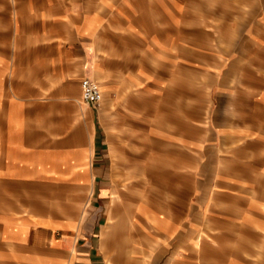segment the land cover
<instances>
[{"label":"rangeland","instance_id":"374dc122","mask_svg":"<svg viewBox=\"0 0 264 264\" xmlns=\"http://www.w3.org/2000/svg\"><path fill=\"white\" fill-rule=\"evenodd\" d=\"M40 1L45 0H0L1 64L27 63L24 30L30 25L26 22L20 30L15 11H28V4L36 10ZM19 2H24L22 7L13 8ZM63 2L70 13L87 11L81 7L87 0ZM234 2L241 7H233ZM234 2L193 0L192 24L185 25L181 18L173 47L159 51L152 48L150 39L125 40L113 28L116 35L108 34L97 48L100 61L105 52L111 55L106 66L101 62L97 67L106 77V92L88 110L82 100L84 66L65 64L63 73L53 72V76H65L62 95L56 94L55 87H47L48 94L43 96L32 88L34 96L27 108L22 103L16 106V118L10 121L8 101H20L27 88L9 82L12 72H0V110L5 113L0 128H27L28 122L32 140L45 152L55 151V140L63 139L64 160L77 157L74 171L88 172L82 180L86 192L79 199L68 195L71 183H65L63 189L50 183L33 186L31 202L45 211L44 198L54 189L64 194L63 209L78 204L79 214L86 211L92 178L89 117L95 113L97 137L106 141L101 148L107 153L103 186L108 190L99 212L102 229L108 222L107 209L113 206L114 171L121 174L117 213L123 226L110 250L119 264H264V0ZM110 3L116 6L96 7V12L149 19L135 7V0L128 7H118L119 0ZM185 26L191 27L186 35ZM14 50L15 58L11 55ZM19 50L24 52L19 54ZM41 59L29 61L37 84L52 66ZM91 74L103 92L101 80ZM233 92L244 107L249 106L247 99L253 103L252 118H238L218 105L217 97ZM27 111L31 114L28 121ZM11 138L1 135L0 142L8 143ZM16 139L27 142V136ZM8 154L17 155L4 153ZM64 167L67 176V164ZM45 171L52 172L48 165ZM188 189L194 190L191 196L185 192ZM22 190L1 185V203L24 205L27 189ZM189 196L191 207L175 206L177 200ZM187 211L192 214L186 215ZM156 236L160 245L153 249L149 238Z\"/></svg>","mask_w":264,"mask_h":264},{"label":"crops","instance_id":"0c3cea01","mask_svg":"<svg viewBox=\"0 0 264 264\" xmlns=\"http://www.w3.org/2000/svg\"><path fill=\"white\" fill-rule=\"evenodd\" d=\"M109 1L87 0L86 3L82 2L81 7L87 8V11L85 10L81 14L65 11L63 0L40 1V6L36 10L31 9L33 6L27 3L30 8L28 11H15V19L18 25L22 26L20 30L25 29L24 24L26 22L27 25L29 22L30 28L27 27V31L24 30L27 34V63H0V72H12L9 82L21 83L23 87L27 88L22 101H8L10 106H14H12L14 109L9 106V111H7L10 121H14L16 118V106L24 104L25 109L27 108L34 96L31 91L32 88H35V94L43 96L48 94L47 87H55L56 94L59 92L62 95L65 76L63 74L53 76V72L60 71L63 73L65 64L84 66L81 82L85 77L92 78L91 72H93V76L102 82L104 98L107 85L104 82L106 77L101 76L97 67L101 65V62L103 65L109 63V56L111 55L105 52L100 61V57L97 59V48L102 47V40L107 41L108 34L116 35L115 29L119 31L117 32L119 33L118 37H123L125 40L128 37L140 41L150 39L152 48L159 51L162 48L173 47L177 24L182 21L181 18L185 25L192 24L193 0H135V7L141 8L143 15L145 11L148 20H144V16H137L136 20L127 15L112 16L111 13L101 15L96 12V7L111 6ZM132 1L119 0L118 7H128L127 5ZM232 1L234 2V0ZM234 3L231 4L233 7H241L239 2ZM18 4H15L13 8L20 9L24 2ZM130 6L133 5L130 4ZM261 27L264 30V12L261 17ZM15 31L19 32V29L14 28ZM187 32H191V27L185 26L183 28L185 35ZM104 45L107 47L106 44ZM22 52L24 50L18 51L19 54ZM11 55L15 58L17 50H14ZM33 57L42 58V63L46 66L52 65L49 71L48 69L44 71L45 74L40 77L41 83L39 84L34 83V78L31 75L34 69L29 61ZM217 98H219L217 100L218 105L224 107L233 116L252 118L254 110H251L250 106L253 103L250 99H247L248 102L245 101L249 104L246 108L242 99L236 96V92L226 97L219 96ZM86 105L88 110L93 104ZM4 114V111L0 110V120L4 119ZM25 114H27V121L31 119L30 112L27 111ZM89 118H91L92 126L89 159V172L92 175L89 182L91 196L86 211H83L82 214H79L81 210H79L78 204L70 205L69 209H63V202L60 203V201L64 199V194L62 191H56V189L49 191V194L44 198L46 211L31 202L32 187L47 183L57 189H63L65 183H71L68 192V195L72 196L71 199H79L85 195L86 190L82 180L83 177L88 176V172L74 171V167L77 166V157H74V160L71 159L70 162L64 160L63 139H60L59 142L58 139L55 140V151L45 152L39 144L37 145L32 140V130L28 122L27 128L11 127L7 130L0 128V136L7 134L9 137H13L8 143L0 142V193L3 184L11 185L15 189L19 188V191L24 189L23 192L27 189V197L23 195L25 197L24 205L20 207H7L1 203L0 198V264H119L110 254V250L119 229L123 226L122 219L117 213L121 174H118L116 170L114 171L113 206L107 209L108 222L102 229V216L99 213L102 207L100 201H103L107 196L108 189L103 186L105 183L103 175L107 167V153L101 147H104L106 141L97 137L95 113ZM77 130L80 132L79 127ZM62 134L61 132L59 135ZM22 135L27 136V142H20V139H16ZM5 152L17 153V155L8 154L5 156ZM111 152L116 158L113 146H111ZM47 155L51 156L52 159H48ZM64 164H67L69 173L67 176L64 174ZM47 165L52 170L49 174L45 171ZM116 168H118V164H115ZM191 176L190 178H193ZM193 191V189L185 190L190 196ZM17 193L15 191V194ZM190 196L180 201L177 200L175 206L178 209L181 208V204H183V208L191 207L193 200ZM200 199H202L201 195ZM185 214H192V211H187ZM202 232L199 231V233ZM98 235L100 238H96ZM149 239V245L153 249L160 245L157 236ZM175 263L176 261H173L169 264Z\"/></svg>","mask_w":264,"mask_h":264},{"label":"built area","instance_id":"2783aa9c","mask_svg":"<svg viewBox=\"0 0 264 264\" xmlns=\"http://www.w3.org/2000/svg\"><path fill=\"white\" fill-rule=\"evenodd\" d=\"M82 100L86 104H98L102 99V92L97 81L85 77L81 82Z\"/></svg>","mask_w":264,"mask_h":264},{"label":"bare ground","instance_id":"6f19581e","mask_svg":"<svg viewBox=\"0 0 264 264\" xmlns=\"http://www.w3.org/2000/svg\"><path fill=\"white\" fill-rule=\"evenodd\" d=\"M98 83V82H97ZM99 84V83H98ZM100 86V85H99ZM101 88V87H100ZM101 92H102V89H101ZM103 100V92H102V99H101V101Z\"/></svg>","mask_w":264,"mask_h":264}]
</instances>
